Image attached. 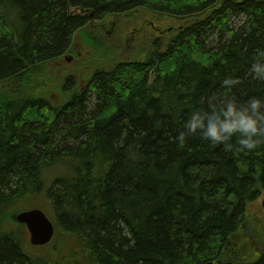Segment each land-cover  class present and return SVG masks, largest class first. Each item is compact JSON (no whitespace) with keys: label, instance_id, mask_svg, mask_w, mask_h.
Wrapping results in <instances>:
<instances>
[{"label":"trees","instance_id":"trees-1","mask_svg":"<svg viewBox=\"0 0 264 264\" xmlns=\"http://www.w3.org/2000/svg\"><path fill=\"white\" fill-rule=\"evenodd\" d=\"M139 9L184 23L164 49L97 66L84 86L81 70L62 72L66 54L94 62L109 18L117 26ZM259 49L264 0H0V264H264L249 213L264 195V145L174 140L202 97L264 98L248 74ZM227 76L239 80L231 93ZM60 162L68 174L47 191L53 242L76 244L38 253L17 208Z\"/></svg>","mask_w":264,"mask_h":264},{"label":"rangeland","instance_id":"rangeland-1","mask_svg":"<svg viewBox=\"0 0 264 264\" xmlns=\"http://www.w3.org/2000/svg\"><path fill=\"white\" fill-rule=\"evenodd\" d=\"M244 16L240 14V16H235L232 18L231 23L237 24ZM122 22L120 21L117 26L114 27L112 32H108L103 36L100 37L101 47L98 48L96 51V57L94 58V62L92 57L90 58L92 61L89 65L84 66L81 65L83 61L80 60L81 63L77 62V58L72 56L71 54H66L67 57H73V59L66 60L64 57V62L66 66H62V72L67 75L69 72L73 74L72 71L81 70L80 75H75V78L81 85L84 86L85 80L92 75V73L96 70L97 66H103L104 69H107L111 66L113 60L118 57H121L124 60H132V59H139L144 60L147 56L148 52L152 49L156 42H159L161 45V49L165 48V42L170 36L174 35L175 27L181 26L184 22L174 20L168 16H160L154 14L150 11H146L144 9H139L134 12L133 16L125 15L122 18ZM112 21L109 18L108 22ZM173 31V32H172ZM80 33H77L74 40L77 39L79 43ZM77 37V38H76ZM215 38H210L208 43L209 44H216L217 35L214 36ZM80 42H82L80 40ZM82 44V43H81ZM81 44H78V51L80 50ZM90 50V49H89ZM90 53L93 52L91 49ZM109 52V53H108ZM109 59L107 58L109 55ZM76 58V59H75ZM77 62L78 65L75 67H70L74 62ZM75 62V63H76ZM114 63V62H113ZM64 65V64H63ZM70 70V71H69ZM61 73V70H57ZM74 75V74H73ZM54 99L56 103L60 101V93L57 91L54 92ZM43 116V115H41ZM69 166L66 163H57L54 167H50L44 170L43 172V182L44 187L41 193H39L35 198L30 201H25L24 203L19 204L17 208V212L23 210H31V209H41L43 210L47 216L52 220L55 221V217L53 214L52 203L47 196L48 189L52 186L53 182L68 174ZM263 199L264 195L256 202L252 203L249 207L250 217L254 219L258 223V229L255 233H253L255 245L258 246V238L263 236L264 237V207H263ZM251 224V222H250ZM17 228V227H15ZM20 231L23 233V242L27 246L29 243V233L25 227H21ZM72 242V243H71ZM69 242L68 240L60 239L57 242H52L55 249L59 252H69L71 245L75 246L76 241L73 240ZM38 253L48 252V247H40L36 248Z\"/></svg>","mask_w":264,"mask_h":264},{"label":"clouds","instance_id":"clouds-1","mask_svg":"<svg viewBox=\"0 0 264 264\" xmlns=\"http://www.w3.org/2000/svg\"><path fill=\"white\" fill-rule=\"evenodd\" d=\"M248 74L264 81V49L254 55ZM238 83V78L227 76L221 87L231 93ZM191 137L226 151H254L264 145V98L251 96L241 102L228 94L202 97L199 106L186 113L174 140L183 146Z\"/></svg>","mask_w":264,"mask_h":264},{"label":"water","instance_id":"water-1","mask_svg":"<svg viewBox=\"0 0 264 264\" xmlns=\"http://www.w3.org/2000/svg\"><path fill=\"white\" fill-rule=\"evenodd\" d=\"M16 220L27 226L33 246L47 245L55 235L56 229L53 221L40 209L22 211L17 214Z\"/></svg>","mask_w":264,"mask_h":264}]
</instances>
